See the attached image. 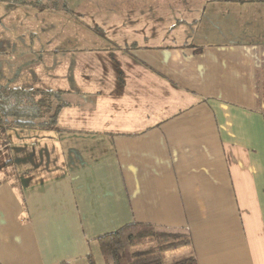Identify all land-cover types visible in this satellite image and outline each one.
Listing matches in <instances>:
<instances>
[{
	"label": "crops",
	"instance_id": "1",
	"mask_svg": "<svg viewBox=\"0 0 264 264\" xmlns=\"http://www.w3.org/2000/svg\"><path fill=\"white\" fill-rule=\"evenodd\" d=\"M128 7L107 48L62 40L83 66L48 89L65 92L58 129L0 133V264H97L98 238L133 223L187 230L197 264H264V0ZM33 40L0 52V86L42 89L22 75L60 40Z\"/></svg>",
	"mask_w": 264,
	"mask_h": 264
},
{
	"label": "rangeland",
	"instance_id": "2",
	"mask_svg": "<svg viewBox=\"0 0 264 264\" xmlns=\"http://www.w3.org/2000/svg\"><path fill=\"white\" fill-rule=\"evenodd\" d=\"M131 1L73 0L68 6L71 11L64 10V7L60 5L59 10L55 11L56 15L42 16L37 15L28 8L16 6L15 2L17 0L0 1V52H11L14 49L11 46L13 44L17 46L16 43L10 42L13 39L18 41L30 40V36H33V48L38 49L41 45L45 46L48 36L58 37L60 42H54V46H58L59 49L58 56L46 54L42 60V65L26 70L22 77L36 80L32 86L42 89L56 88L55 86L59 83H63L61 86L68 88V85L65 84L71 78L68 68L72 67L73 64L83 66V63L75 62L67 52V46L69 45L67 42H62V40L68 36H73L78 40L86 39V43L90 48L96 50L107 48V41L102 40L103 33H108L111 30L109 34L112 35V29H109V27L114 21L133 17L132 11L128 7ZM77 45L80 46L79 43ZM100 55L101 52L92 60V67H94V62L95 65L99 64L98 66H100L98 62ZM19 61L27 63L29 57H22ZM9 64L7 61L8 66ZM48 70H51L50 73H47ZM0 73H2L0 77L12 79L11 70L10 73L5 74L4 67H2ZM96 261L97 264H103L100 255L96 256Z\"/></svg>",
	"mask_w": 264,
	"mask_h": 264
},
{
	"label": "trees",
	"instance_id": "3",
	"mask_svg": "<svg viewBox=\"0 0 264 264\" xmlns=\"http://www.w3.org/2000/svg\"><path fill=\"white\" fill-rule=\"evenodd\" d=\"M64 91L0 86V133L9 126L58 129ZM103 264H197L187 230L129 224L97 240ZM86 264H95L92 256ZM67 264V263H62Z\"/></svg>",
	"mask_w": 264,
	"mask_h": 264
}]
</instances>
